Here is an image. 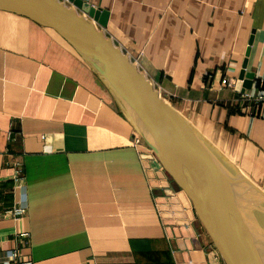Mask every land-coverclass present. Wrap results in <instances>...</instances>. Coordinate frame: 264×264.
I'll return each instance as SVG.
<instances>
[{
    "label": "crops",
    "instance_id": "crops-1",
    "mask_svg": "<svg viewBox=\"0 0 264 264\" xmlns=\"http://www.w3.org/2000/svg\"><path fill=\"white\" fill-rule=\"evenodd\" d=\"M81 1L108 12L105 36L264 189V118L228 84L243 69L264 84V0ZM134 132L69 43L0 10V264L14 248L32 264H226L188 197L151 188Z\"/></svg>",
    "mask_w": 264,
    "mask_h": 264
},
{
    "label": "water",
    "instance_id": "water-1",
    "mask_svg": "<svg viewBox=\"0 0 264 264\" xmlns=\"http://www.w3.org/2000/svg\"><path fill=\"white\" fill-rule=\"evenodd\" d=\"M68 2L86 15L59 0H0V10L53 29L94 68L135 132L188 197L226 264H264V218L259 213L264 192L221 156L105 36L99 26H105L107 11L81 0ZM253 77L254 72L241 70L235 89H249Z\"/></svg>",
    "mask_w": 264,
    "mask_h": 264
},
{
    "label": "built area",
    "instance_id": "built-area-1",
    "mask_svg": "<svg viewBox=\"0 0 264 264\" xmlns=\"http://www.w3.org/2000/svg\"><path fill=\"white\" fill-rule=\"evenodd\" d=\"M228 84H231L232 88L235 87V82H229ZM238 93L243 101L246 100L248 102L247 111H249L252 116L255 115L257 117L264 118V84L263 76L261 74L259 76L254 73L250 88L245 89L243 92L238 91ZM131 142H133V145L143 162V168L148 169L147 171L152 172L151 176H154V179H156L157 181L159 180V185L156 182L155 184H152L153 186H151V188L154 190V188H157L158 186L160 188L168 187L171 184L169 183L171 180L147 143L144 142L136 132L133 133ZM13 165L14 178L16 179V181H20L21 183H23L25 178L23 174L22 163L19 161H15ZM151 176L150 179L153 180ZM163 177L165 178L164 180ZM162 181H165V183L163 184ZM172 184H174L173 181ZM11 212L15 216L23 215L26 213L25 205H14L13 208H11ZM21 236L26 241L28 234L22 233ZM1 261L4 264H32V261H30L29 259H25L22 255H20L17 248L6 252L4 258Z\"/></svg>",
    "mask_w": 264,
    "mask_h": 264
},
{
    "label": "rangeland",
    "instance_id": "rangeland-1",
    "mask_svg": "<svg viewBox=\"0 0 264 264\" xmlns=\"http://www.w3.org/2000/svg\"><path fill=\"white\" fill-rule=\"evenodd\" d=\"M235 165H237V166H239V169L241 170V172H243L244 173V175L246 174L247 175V172H246V170H243V168L242 167H240V165L239 164H236V162H233ZM168 177L170 178V176L168 175ZM165 178L163 177V180H164ZM170 180H171V178H170ZM157 182V184L159 185V180L157 181L156 179H154L153 178V183L155 184ZM162 183L164 184L165 183V181H162ZM169 183H171L168 187H162V188H160L159 186L156 188V190H159L160 191V193L162 192V195H164V197H166V196H173V195H175V193H184L181 189H180V187H177L175 184H172V180L169 182ZM261 191H263L264 192V189H262ZM185 194V193H184ZM191 206V205H190ZM193 211H194V208H193ZM195 213V212H194ZM260 214H261V216H262V218H264V208L262 209V210H260V212H259Z\"/></svg>",
    "mask_w": 264,
    "mask_h": 264
}]
</instances>
